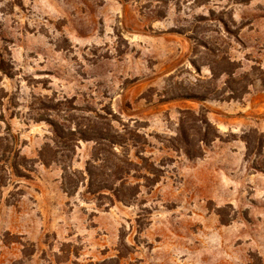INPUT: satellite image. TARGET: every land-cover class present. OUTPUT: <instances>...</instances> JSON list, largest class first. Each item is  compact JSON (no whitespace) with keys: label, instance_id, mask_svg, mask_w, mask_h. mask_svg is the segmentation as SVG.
Instances as JSON below:
<instances>
[{"label":"rangeland","instance_id":"rangeland-1","mask_svg":"<svg viewBox=\"0 0 264 264\" xmlns=\"http://www.w3.org/2000/svg\"><path fill=\"white\" fill-rule=\"evenodd\" d=\"M0 264H264V0H0Z\"/></svg>","mask_w":264,"mask_h":264}]
</instances>
